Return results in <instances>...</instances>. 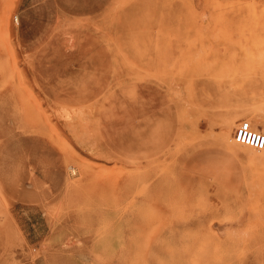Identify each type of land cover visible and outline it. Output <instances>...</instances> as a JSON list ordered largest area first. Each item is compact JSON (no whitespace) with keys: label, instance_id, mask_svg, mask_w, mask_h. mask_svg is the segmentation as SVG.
<instances>
[{"label":"rangeland","instance_id":"374dc122","mask_svg":"<svg viewBox=\"0 0 264 264\" xmlns=\"http://www.w3.org/2000/svg\"><path fill=\"white\" fill-rule=\"evenodd\" d=\"M262 101L264 0H0V264H264Z\"/></svg>","mask_w":264,"mask_h":264},{"label":"bare ground","instance_id":"6f19581e","mask_svg":"<svg viewBox=\"0 0 264 264\" xmlns=\"http://www.w3.org/2000/svg\"><path fill=\"white\" fill-rule=\"evenodd\" d=\"M231 1V0H230ZM259 43V42H258ZM231 57H232V53H231ZM248 89V88H247ZM153 92V91H152ZM260 92V91H259ZM150 93V92H149ZM155 93V92H154ZM237 95V94H236ZM241 96V95H240ZM147 103V102H146ZM145 104V103H144ZM154 104V103H153ZM247 104V103H246ZM246 104L244 105V106H246ZM249 104V103H248ZM248 104H247V106H248ZM258 105L259 104H261V103H257ZM147 105V104H146ZM256 105V104H255ZM152 106V105H151ZM261 106L263 107L262 109H261V107H260V109L259 108H257V106H255V107H253L252 108V110L250 111V112H252V114L251 115H249V116H246L247 117V119H248V122H247V120L245 121V119H244V121L245 122H247V123H253L254 121H255V123H257V122H260L261 121V124L260 125H262V124H264V121L261 119L260 121H258V119H259V117H258V119H256L257 117L256 116H258V114H259V112L261 111V112H263L264 113V101H262V104H261ZM155 107V106H154ZM240 107V106H239ZM239 107H238V109H239ZM251 107V106H250ZM230 108V107H229ZM235 108V107H234ZM233 108V109H234ZM242 108V107H241ZM240 108V109H241ZM245 109H246V107H244ZM150 109V108H149ZM205 109V108H204ZM204 109H202V110H204ZM216 109V108H215ZM214 109V110H215ZM219 108H217L216 110H218ZM231 109V108H230ZM232 109V110H233ZM239 109V110H240ZM248 109V108H247ZM144 110V109H143ZM148 110V109H147ZM155 110V109H154ZM157 110V109H156ZM210 110H211V108H210ZM226 110H228V109H226ZM231 110V111H232ZM235 110V109H234ZM233 110V111H234ZM238 110V111H239ZM149 111V110H148ZM147 111V112H148ZM207 111V110H206ZM205 111V112H206ZM229 111V110H228ZM235 111H237V110H235ZM241 111V110H240ZM146 112V113H147ZM156 112H158V110L156 111ZM210 112V111H209ZM217 112V111H216ZM219 112V111H218ZM249 112V113H250ZM145 113V112H144ZM150 113V112H149ZM234 113V112H233ZM245 113H246V111H245ZM156 114V113H155ZM236 114V113H235ZM231 115V114H230ZM243 115V114H242ZM143 116V115H142ZM232 116H233V114H232ZM232 116H223V117H221L220 119H218L219 120V128H220V133H218L219 135H218V137H217V139H218V141H219V143H221L223 146H225L226 148H228V149H234L236 146H240V145H242V146H245V145H243V144H241V143H239V142H236L235 140H234V138L232 137V129H233V118L234 117H232ZM261 116V115H260ZM151 117H153V115H151ZM256 117V118H255ZM155 118V117H154ZM147 120H148V117H147ZM150 120H151V118H150ZM236 120V119H235ZM242 120V119H241ZM155 121V120H154ZM257 121V122H256ZM262 121H263V123H262ZM150 123H151V121H150ZM212 123V122H211ZM148 124H149V122H148ZM153 124H155V122L153 123ZM214 124V123H213ZM235 124V123H234ZM257 124H259V123H257ZM215 125H216V123H215ZM256 126V125H255ZM254 126V127H255ZM217 127V126H216ZM154 128V127H153ZM154 130V129H153ZM153 130H152V133H153ZM206 130H208V128L206 129ZM209 131H211V130H209ZM98 132V131H97ZM98 134V133H97ZM202 134V133H201ZM211 134V133H210ZM155 135V134H154ZM94 136V135H93ZM98 137H99V135H97ZM99 139H101V137H99ZM151 139H152V137H151ZM150 139V140H151ZM101 141V140H100ZM156 141H157V139H156ZM248 147V146H247ZM246 147V148H247ZM209 148V147H208ZM216 148V147H215ZM249 148V147H248ZM247 148V149H248ZM219 149V148H218ZM239 148H237V150H238ZM247 149H246V151H247ZM240 150V149H239ZM248 150H250V149H248ZM226 151V150H225ZM243 151H245V150H243ZM264 152V151H263ZM241 154V153H240ZM243 155V154H242ZM253 159H257L258 160V162H260L261 164V167L264 169V155H261V156H257L256 154H254V153H251V154H249ZM231 156V155H230ZM244 156V155H243ZM233 157V156H232ZM248 158V157H247ZM252 159V160H253ZM235 160V159H234ZM248 160V159H247ZM247 162V161H246ZM248 163V162H247ZM257 165V164H256ZM249 166H251V165H249ZM252 169V168H251ZM250 173V172H249ZM251 174V173H250ZM254 175V174H253ZM256 177H257V175H255ZM241 177H242V173H241ZM258 179V178H257ZM261 180V179H260ZM213 186V185H212ZM213 188V187H212ZM215 188V187H214ZM211 191V190H210ZM209 191V192H210ZM208 192V193H209ZM212 192H213V190H212ZM217 193V192H216ZM256 196V195H255ZM213 198V197H212ZM214 199V198H213ZM249 199V198H248ZM253 200V199H252ZM216 201V200H215ZM218 201V200H217ZM217 201H216V203H217ZM235 201V200H234ZM233 201V202H234ZM261 201V200H260ZM211 202H213V201H211ZM212 204V203H211ZM218 204H220V203H218ZM235 204V203H234ZM238 204H239V206H244V207H246L252 214H256L257 215V213H258V209H257V204L254 202V201H248L247 202V200L245 201V202H238ZM218 206V205H217ZM261 207V206H260ZM246 208H244V209H246ZM220 209V208H219ZM156 213V212H155ZM160 213V212H159ZM167 213V212H166ZM157 214V213H156ZM245 214V213H244ZM243 214V215H244ZM248 214H249V212H248ZM161 215V214H160ZM166 215V214H165ZM162 216H163V213H162ZM252 217V216H251ZM254 217V216H253ZM191 218V216L189 215V216H187V219H190ZM238 218H240V217H238ZM247 219V218H246ZM176 220V219H175ZM178 220V219H177ZM180 222H181V220H180ZM162 224V223H161ZM262 225V224H261ZM163 226V225H162ZM227 227V226H226ZM232 227V226H231ZM247 227V226H246ZM254 228H255V226H253ZM164 228H167V227H164ZM169 228V227H168ZM175 228V227H174ZM233 228V227H232ZM251 228H252V225H251ZM225 229V228H224ZM234 229V228H233ZM166 230V229H165ZM175 230V229H174ZM173 230V231H174ZM184 230H186V228L184 229ZM255 230V229H254ZM232 231V230H231ZM245 231V230H244ZM243 231V232H244ZM181 234V233H180ZM218 234V233H217ZM226 234H228V233H226ZM254 234V233H253ZM183 235V234H182ZM223 235V234H222ZM231 235H233V233H231ZM257 236V235H256ZM247 239V238H246ZM166 240V239H165ZM153 242V241H152ZM259 243V242H258ZM155 244V243H154ZM165 244V243H164ZM169 248H170V246H169ZM181 248V247H180ZM250 249V248H249ZM154 252V251H153ZM163 252H165V251H163ZM236 252V251H235ZM195 255V254H194ZM145 256V255H144ZM264 259V258H263ZM260 259H258V261H259Z\"/></svg>","mask_w":264,"mask_h":264},{"label":"built area","instance_id":"2783aa9c","mask_svg":"<svg viewBox=\"0 0 264 264\" xmlns=\"http://www.w3.org/2000/svg\"><path fill=\"white\" fill-rule=\"evenodd\" d=\"M234 140L256 151H264V132L252 129L247 122L237 126Z\"/></svg>","mask_w":264,"mask_h":264}]
</instances>
